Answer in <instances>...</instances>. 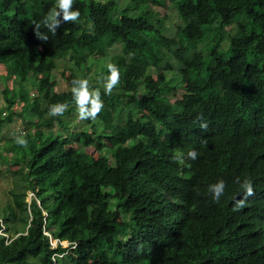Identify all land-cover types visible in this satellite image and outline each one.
Instances as JSON below:
<instances>
[{
  "label": "trees",
  "instance_id": "1",
  "mask_svg": "<svg viewBox=\"0 0 264 264\" xmlns=\"http://www.w3.org/2000/svg\"><path fill=\"white\" fill-rule=\"evenodd\" d=\"M141 2L75 0L79 22L61 24L56 35L41 26L44 42L34 22L56 0H0V66L15 89L11 99L9 88L3 92L0 132L15 118L37 129L24 135L27 147L8 144L0 153L26 182L11 191L5 234L27 214L26 231L9 244L0 233V264H264V0ZM166 3L182 23L175 38L151 9ZM117 44L122 54L110 64L119 68L118 85L111 95L99 89L98 120L72 126V81L82 78L72 73L69 89L57 91L56 60L78 48L81 66ZM103 73L106 80L108 68ZM18 102L26 105L20 112ZM58 103L68 111L49 116ZM237 178L255 190L240 209ZM220 180L226 188L217 203L208 188ZM45 231L76 247H52ZM54 255L63 257L53 263Z\"/></svg>",
  "mask_w": 264,
  "mask_h": 264
},
{
  "label": "rangeland",
  "instance_id": "2",
  "mask_svg": "<svg viewBox=\"0 0 264 264\" xmlns=\"http://www.w3.org/2000/svg\"><path fill=\"white\" fill-rule=\"evenodd\" d=\"M127 1L128 0H117L119 7L125 6ZM140 1H142L141 2L142 4L147 5L146 2H144L145 0H140ZM151 9L154 10L156 14H158V17L160 19L164 20V27L166 28L165 31L166 36L169 38H175L177 33V28L180 25H182L175 7L170 3H166L165 6H158L152 4ZM114 17L117 18L118 14H115ZM228 30L230 32H234L235 26L228 28ZM109 42H110V37L107 36L103 41L104 46H107ZM227 49H228V44L224 43L221 46V50L227 51ZM104 52L105 53H102L101 55L88 56L85 62L81 64V66H77L75 63V59L83 57V54L79 52L78 48L74 49L69 56L61 60H56L57 69L53 74L57 82L56 90L59 92H63L69 89V84L67 82V79L71 76L72 73H77L78 77L82 79L83 76H87V78L85 79L89 81L91 90H99L100 88H102L104 86V83L106 82L103 71H105L108 68V65L115 58L114 56H118L122 54V45L117 44L108 47ZM165 55L168 59V62L174 65L175 69L178 70L179 66L172 58V55H170L168 52H165ZM82 67L84 69L83 71H82ZM175 73H176L175 70L170 71L168 73V77L171 78ZM6 88H9L11 91V95H10V99H11L15 92L14 83L13 81L7 80L5 67L0 66V109H6L7 106V102L3 96V92ZM183 92L184 89L180 88L175 95L170 94V97H172V101H176L177 99L181 98ZM33 93H35V91H31L29 96L30 101L34 97ZM25 106H26L25 103L18 102L14 106V110L20 112ZM69 119L71 120L72 126H77L79 129L86 128V124L84 123V121L79 118L76 106L73 115ZM58 130L60 129L59 128L53 129L52 130L53 135H56L58 133ZM28 131L35 133L37 129L33 127H28V128L25 127V125L22 124L21 119L19 118H15L11 124L4 126L2 128V131L0 132V153L5 152L8 144L16 143L15 137L20 135H25L27 134ZM64 135L65 137L68 136L67 133ZM68 146H75V144L73 145V143L69 142ZM87 151L98 157V153H96L94 148H88ZM25 186H26V182H24L22 179V173L20 172V169L15 166L13 168L6 167L5 161H3L0 158V224H3L2 223L3 214H7V205L14 203V197L12 196L11 191L13 190L21 191ZM32 198H33L32 193L28 191L27 202L30 203ZM26 215L27 214L25 212L18 213L17 220L10 224V226L12 227L11 230L7 232L8 237L14 236L17 233H24L26 231V225L22 220L23 218L26 217ZM117 219L121 220L120 217H118Z\"/></svg>",
  "mask_w": 264,
  "mask_h": 264
},
{
  "label": "clouds",
  "instance_id": "3",
  "mask_svg": "<svg viewBox=\"0 0 264 264\" xmlns=\"http://www.w3.org/2000/svg\"><path fill=\"white\" fill-rule=\"evenodd\" d=\"M75 0H56V5L53 9L44 16L39 22H34V35L41 41H48L49 36L46 32L41 31V26L47 29V32L56 35L57 29L64 23H77L79 22L80 12L78 9H74ZM109 75L104 83L105 95H111L114 88L119 83V68L114 64L108 65ZM72 96L75 106L78 111L79 118L81 120L96 119L104 108V103L101 99L99 90H91L89 81L87 79H75L72 81ZM69 105L65 103L53 104L49 107L48 115L51 117L62 116L68 111ZM203 117H198V120H202ZM202 129H207L206 122L200 124ZM15 142L21 147L28 146V140L24 135L15 137ZM188 158L195 161L198 158L196 151H189ZM180 163H183V159H179ZM236 183L240 184V187L244 191L243 199L236 202V209H240L246 206V201L249 197L255 195L253 183L250 179H245L243 182L239 178L236 179ZM226 184L223 180L218 181L215 184L209 186L208 191L212 194V198L215 202H219L221 196L224 194ZM33 196V194H32ZM69 243V242H64Z\"/></svg>",
  "mask_w": 264,
  "mask_h": 264
},
{
  "label": "built area",
  "instance_id": "4",
  "mask_svg": "<svg viewBox=\"0 0 264 264\" xmlns=\"http://www.w3.org/2000/svg\"><path fill=\"white\" fill-rule=\"evenodd\" d=\"M2 223L3 224H0L1 225V227H2V230H1V234L2 235H5L6 237H7V244H9L10 242H11V240H10V237H8V235H6L5 234V230H6V226H5V224H4V222H3V220H2ZM46 225V224H45ZM45 234L47 235V236H49V238H50V245L52 246V247H57L58 245H62V246H64V247H68V246H71L72 244L71 243H64V242H62V241H60V240H58V239H54L53 237H52V235L50 234V233H48L47 231H45ZM76 247V244H73L72 245V249L73 248H75ZM63 257V255H54L53 256V258H52V260H53V263H56L57 262V259H60V258H62Z\"/></svg>",
  "mask_w": 264,
  "mask_h": 264
},
{
  "label": "bare ground",
  "instance_id": "5",
  "mask_svg": "<svg viewBox=\"0 0 264 264\" xmlns=\"http://www.w3.org/2000/svg\"><path fill=\"white\" fill-rule=\"evenodd\" d=\"M153 156V155H152ZM157 160V159H156ZM151 161V160H150ZM66 244V243H65Z\"/></svg>",
  "mask_w": 264,
  "mask_h": 264
},
{
  "label": "water",
  "instance_id": "6",
  "mask_svg": "<svg viewBox=\"0 0 264 264\" xmlns=\"http://www.w3.org/2000/svg\"><path fill=\"white\" fill-rule=\"evenodd\" d=\"M40 204V203H39Z\"/></svg>",
  "mask_w": 264,
  "mask_h": 264
}]
</instances>
